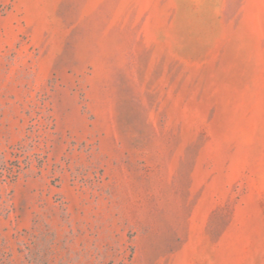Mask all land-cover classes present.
<instances>
[{"label":"rangeland","instance_id":"374dc122","mask_svg":"<svg viewBox=\"0 0 264 264\" xmlns=\"http://www.w3.org/2000/svg\"><path fill=\"white\" fill-rule=\"evenodd\" d=\"M0 264H264V0H0Z\"/></svg>","mask_w":264,"mask_h":264}]
</instances>
